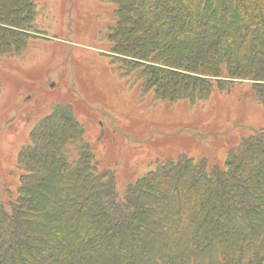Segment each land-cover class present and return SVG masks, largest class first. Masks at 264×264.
Wrapping results in <instances>:
<instances>
[{"label": "trees", "instance_id": "1", "mask_svg": "<svg viewBox=\"0 0 264 264\" xmlns=\"http://www.w3.org/2000/svg\"><path fill=\"white\" fill-rule=\"evenodd\" d=\"M103 1L117 71L154 105L248 85L264 106V0ZM39 13L0 0L1 66L45 36ZM95 145L69 103L37 122L15 198L0 194V264H264L263 128L242 129L223 161L159 157L122 189Z\"/></svg>", "mask_w": 264, "mask_h": 264}, {"label": "rangeland", "instance_id": "2", "mask_svg": "<svg viewBox=\"0 0 264 264\" xmlns=\"http://www.w3.org/2000/svg\"><path fill=\"white\" fill-rule=\"evenodd\" d=\"M36 2L45 38L30 40L9 60L12 68L0 65V194L5 199L16 196L21 149L56 104L73 106L90 142L97 140L101 165L116 168L121 189L131 174L146 172L159 157L204 154L223 161L242 129H264V106L244 93L248 85L240 88L243 96L213 95L203 107L187 101L154 105L117 71L110 55L113 4Z\"/></svg>", "mask_w": 264, "mask_h": 264}]
</instances>
